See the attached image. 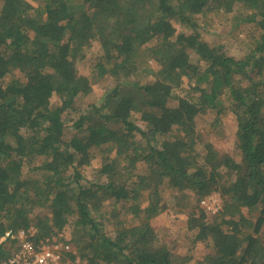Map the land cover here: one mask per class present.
Wrapping results in <instances>:
<instances>
[{
	"label": "trees",
	"instance_id": "1",
	"mask_svg": "<svg viewBox=\"0 0 264 264\" xmlns=\"http://www.w3.org/2000/svg\"><path fill=\"white\" fill-rule=\"evenodd\" d=\"M236 6L260 32L244 59L210 44L200 24ZM92 42L103 52L98 74L116 85L83 110L77 102L92 83L77 63ZM142 77L152 80L141 84ZM185 79L193 91L178 95ZM228 110L241 160L208 146L200 161L196 117ZM98 156L95 180L84 182L81 169ZM161 188L177 200L187 191L200 201L223 198L212 222L203 212L188 220L196 241L211 245L208 264H264V241L242 232L264 222V0H0V260L16 246L1 242L6 232L34 226L39 244L74 218L67 242L84 264H174L151 223L162 211ZM111 201L131 204L139 224L106 233L101 211Z\"/></svg>",
	"mask_w": 264,
	"mask_h": 264
},
{
	"label": "rangeland",
	"instance_id": "2",
	"mask_svg": "<svg viewBox=\"0 0 264 264\" xmlns=\"http://www.w3.org/2000/svg\"><path fill=\"white\" fill-rule=\"evenodd\" d=\"M37 7L36 3H32ZM247 13L241 6H236L235 11L232 14H226L224 12H212L209 13L205 19L203 25V19L200 18L201 28L206 40L212 45H223L226 52L236 59H244L247 57L255 46V39L260 36L259 30H257L252 24H247L243 19V14ZM177 33L187 32V29L180 25L175 24ZM92 45L86 50L85 58L77 63V70L79 75L88 78L92 83V92L85 97L78 99L77 105L85 108L92 105H100L106 94L112 90L116 81L110 76H100L97 71V64L100 62L103 56L101 46L98 43H91ZM167 56V55H166ZM196 62V59H193ZM152 68L155 69L156 65L152 64ZM15 78H23V75L19 71L12 73ZM10 76L7 77V80ZM240 81V77H238ZM152 77H142L141 84L149 82ZM194 88V83H190L185 79L183 84L176 90L178 95L191 93ZM223 98V97H222ZM52 104L59 105L60 99L55 95L52 99ZM227 104V103H226ZM75 115H73L74 117ZM72 118V117H71ZM78 118V117H77ZM76 118V119H77ZM136 124L146 130V125L140 120V116L135 114L133 117ZM196 129L199 135H201L202 142L197 146V151L200 153V161L206 150V147L211 146L213 149L220 153L230 154L237 162L241 160V154L236 145L237 134V119L236 116L230 111H225L221 115H217L215 112H210L206 115H199L196 117ZM73 121L68 125H72ZM69 135H76L75 130H68ZM113 155L112 157H114ZM101 158L98 156L94 159L91 165L81 169L84 175V182L94 181L96 176L94 171L101 167ZM31 169L25 165L23 168L24 174L27 175ZM31 174V173H29ZM38 186L43 187L39 178L35 179ZM104 181V180H103ZM34 190V189H33ZM35 191L31 192L34 194ZM161 194L163 195L162 211H160L151 220L152 225L155 227L161 241L169 249L174 251L175 260L174 264H208L206 261L207 254L212 250L210 243L196 241V230L189 229L188 220L191 216H200V214L206 213L200 208V200H198L197 192L187 191L185 198L177 200L171 191H163L161 188ZM174 195H180L174 193ZM146 195L142 196L139 200L140 209L147 207L148 202ZM211 196H216L215 199L221 206L224 207V200L218 194L214 193ZM127 207L120 208L113 201L104 204L101 216L105 220L104 230L108 234L114 235L118 228L123 226L130 227L139 224V220L133 215L131 211V204H127ZM219 206V207H220ZM117 214L113 215V210L117 209ZM38 209L36 210L37 213ZM243 213L247 216L253 224L258 221L256 215H251L247 209H243ZM40 212L44 215H49V208L42 207ZM209 213L207 219L208 222H212L215 216L219 213ZM110 218V220H108ZM74 218L69 219V224L64 228L61 233L64 240H72L76 235V231L73 229ZM34 230L35 227L32 226ZM244 234H253L260 240L264 241V222L258 232L254 230V227H249L242 231ZM9 246V244L7 243Z\"/></svg>",
	"mask_w": 264,
	"mask_h": 264
},
{
	"label": "built area",
	"instance_id": "3",
	"mask_svg": "<svg viewBox=\"0 0 264 264\" xmlns=\"http://www.w3.org/2000/svg\"><path fill=\"white\" fill-rule=\"evenodd\" d=\"M215 197H206L199 203L207 214L221 210ZM35 236L36 230L33 228L6 232L1 242H14L16 246L10 248L8 257L0 260V264H84L78 252L68 240H63L61 234L39 244L35 243Z\"/></svg>",
	"mask_w": 264,
	"mask_h": 264
}]
</instances>
